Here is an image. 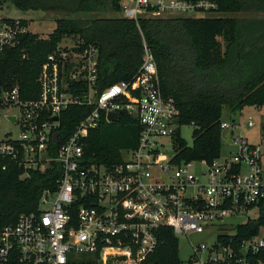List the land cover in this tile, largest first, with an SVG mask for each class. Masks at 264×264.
<instances>
[{"label":"built area","instance_id":"built-area-1","mask_svg":"<svg viewBox=\"0 0 264 264\" xmlns=\"http://www.w3.org/2000/svg\"><path fill=\"white\" fill-rule=\"evenodd\" d=\"M130 1L132 5L120 0L121 15L135 21L202 18L218 8L216 0ZM29 31L22 19H0V53ZM64 39L40 67L37 98L23 99L17 82H0V118L18 130L0 137V157L22 168L20 178L54 163L61 170L55 188L42 191L36 210L1 227L0 264H80L85 259L157 264L150 258L161 226L176 236L205 239L192 244L191 255L181 264H264L258 258L264 250V224L246 237L236 230L264 210V139L249 142L233 123L221 119L222 139L233 130L225 140L233 146L231 152L210 162H176L184 123L173 98L161 91L157 64L144 39L136 73L102 89L97 87V47L79 37L67 44ZM71 105L89 110L59 142L60 113ZM253 107L258 111L262 106ZM10 108L16 112H8ZM109 113L118 114L117 121L122 114L133 116L139 131L135 146L121 150L118 163L105 165L93 157L88 136L114 122ZM246 125L255 122L249 117ZM258 128L262 134L264 123ZM163 138H171V145Z\"/></svg>","mask_w":264,"mask_h":264},{"label":"trees","instance_id":"trees-1","mask_svg":"<svg viewBox=\"0 0 264 264\" xmlns=\"http://www.w3.org/2000/svg\"><path fill=\"white\" fill-rule=\"evenodd\" d=\"M218 8L202 18L141 17L121 15L120 0H0L16 8L55 14V28L47 36L27 32L12 48L0 53V82H17L23 99L39 96L40 67L64 37H79L98 49L97 87L130 79L142 60V41L155 58L164 95L172 97L180 122L192 123L191 145L178 137L176 162L212 161L221 153L220 121L224 112L233 114L245 106H264V0H216ZM3 20H11L3 18ZM22 23L27 24L22 19ZM89 110L71 105L60 113L63 134L72 132ZM106 131V132H105ZM139 126L122 114L117 122L91 130L89 149L105 165L121 160V149L135 146ZM3 164L7 166L3 169ZM0 157V229L22 212L36 210L44 189H54L61 170L56 163L44 171H30ZM264 224V210L254 222L237 226L246 237ZM157 248L151 260L157 264H181L178 238L173 230H156ZM264 261V250L258 254ZM80 264H95L85 259Z\"/></svg>","mask_w":264,"mask_h":264},{"label":"rangeland","instance_id":"rangeland-1","mask_svg":"<svg viewBox=\"0 0 264 264\" xmlns=\"http://www.w3.org/2000/svg\"><path fill=\"white\" fill-rule=\"evenodd\" d=\"M122 2H127L131 4L130 0H121ZM56 15L49 12H44L41 10H20L16 8L13 4L7 2L0 7V19L3 18H19L24 19L27 22V26L29 28V32L37 33L40 36H47L48 33L52 32L55 28V19ZM64 42L70 43L68 37H64ZM10 113L16 112L15 108H10L7 110ZM251 117V119L255 122L253 127H248L246 125L247 119ZM222 119H226L233 123L235 126L236 133L244 136L247 138L249 142L256 143L259 141H263L264 139V128L262 134H260L258 125L264 123V106L260 108V110H256L253 106H245L238 112L233 114H229L224 112L222 115ZM193 125L191 124H182L179 127V136L183 139L187 145H191L193 140ZM7 132H12L13 134H17L18 130L16 126H11L10 123L3 117L0 118V137H4L7 135ZM106 132V131H105ZM163 141L170 146L171 145V138H163ZM233 146L229 143L225 142L222 139V147L221 153L227 154L233 150ZM123 150V149H121ZM120 150V152H121ZM168 151L173 152L172 147H168ZM198 165H195V167ZM178 237V249H179V257L182 262H186L189 256L192 253V244L195 245L199 242H205L203 236L191 234L188 236L184 235H177Z\"/></svg>","mask_w":264,"mask_h":264},{"label":"water","instance_id":"water-1","mask_svg":"<svg viewBox=\"0 0 264 264\" xmlns=\"http://www.w3.org/2000/svg\"><path fill=\"white\" fill-rule=\"evenodd\" d=\"M109 118L112 120V121H114V122H116L117 120H118V118H119V115L118 114H115V113H109ZM9 119H11L12 121L14 120V117L13 116H7ZM57 119V117L55 116V117H53L52 118V120H56ZM232 132H233V130H231L230 132H227L226 133V135H225V140H228L229 139V137H230V135L232 134Z\"/></svg>","mask_w":264,"mask_h":264}]
</instances>
